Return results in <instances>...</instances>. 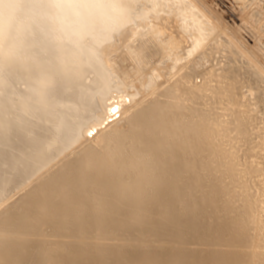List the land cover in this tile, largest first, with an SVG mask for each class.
<instances>
[{
  "label": "bare ground",
  "instance_id": "obj_1",
  "mask_svg": "<svg viewBox=\"0 0 264 264\" xmlns=\"http://www.w3.org/2000/svg\"><path fill=\"white\" fill-rule=\"evenodd\" d=\"M233 1L240 39L204 0H0V264H264V0Z\"/></svg>",
  "mask_w": 264,
  "mask_h": 264
},
{
  "label": "rangeland",
  "instance_id": "obj_2",
  "mask_svg": "<svg viewBox=\"0 0 264 264\" xmlns=\"http://www.w3.org/2000/svg\"><path fill=\"white\" fill-rule=\"evenodd\" d=\"M204 1H206L205 4L207 3L209 6H210V5H213V6H214V7H213V6H210L213 12H214L215 9H216V11L218 10V12H216V11L214 12V13H216V15H219L218 18L222 15L221 17H222L223 19H222L221 17H220V19H219V23H220V22H223V23L220 24V27H218V26H219L218 21L215 22V26L217 25V27L219 28V29H218V28H217V29L220 30V31L224 29L228 34L230 33L229 35H230L231 37L234 36V38H236V39H237V38L240 39L239 37H237V35L235 36V34H237V32L234 33V32L236 31V29H237L236 26H238L239 24L241 25V23H242L241 21H242V17H243L242 14H241L240 7L238 6V4H237L236 2H235L236 4H234V1H233V0H228V1H227V0H204ZM208 1H209V2H208ZM210 2H212V4H211ZM214 2H215V3H214ZM207 4H206V5H207ZM209 6H208V7H209ZM219 6H220V7H219ZM210 7H209V8H210ZM216 7H218V9H217ZM257 7H258V6H253V8H257ZM253 8H252V10H253V11H252V16H254V18L257 19V21H256V19L254 20V22H256V23H254V24H257L258 21H259V22L261 21L259 25H263V24H264V21L261 20V18H260L261 16H260L258 10L256 9L255 12H254V9H253ZM213 9H214V10H213ZM221 9H222V10H221ZM225 9H226V10H225ZM233 10H235V12H234ZM250 10H251V9H250ZM250 10H249V11H250ZM221 11H222V12H221ZM223 11H224V12H223ZM250 12H251V11H250ZM257 12H258V13H257ZM220 13H222V14H220ZM225 13H226V14H225ZM240 14H241V15H240ZM223 15H224V16H223ZM257 15H258V16H257ZM224 17H225V18H224ZM232 18H233L234 21H232ZM226 19H227V20H226ZM223 20H224V21H223ZM228 20H229V21H228ZM262 21H263V22H262ZM228 22H229V23H228ZM222 24H223L226 28H225ZM231 24H232L233 26H232ZM235 24H236V26H235ZM240 25H239V26H240ZM221 26L224 27V28H222ZM228 27H229L230 29H228ZM221 28H222V29H221ZM231 28H232V29L235 28V29L232 30ZM238 29H239V28H238ZM228 30H229V31H228ZM230 31H231V32H230ZM240 31L242 32V30H240ZM243 32H245V31L243 30ZM243 32H242V34L244 35V37H245V38H249V35H247L246 32H245V33H243ZM213 39H216V38L213 37ZM253 42H254V41H253L252 39H250V44H251V45H254ZM241 43L244 44L243 42H241ZM242 44H241V45H242ZM244 45H246V43H245ZM124 50H125V49H124ZM126 51H127V50H125V52H126ZM126 53H127V52H126ZM238 53H239V52H238ZM238 53H237V54H238ZM124 54H125V53H124ZM127 54L129 55V53H127ZM239 54H240V53H239ZM125 55H126V54H125ZM125 55H124V56H125ZM128 55H127V56H128ZM127 56H126V58L128 59ZM132 56H133V54L130 55L129 58L132 57ZM135 57H136V56L134 55V58H135ZM132 58H133V57H132ZM125 64H127V61H126ZM133 78H134V77H131L130 80H132Z\"/></svg>",
  "mask_w": 264,
  "mask_h": 264
}]
</instances>
